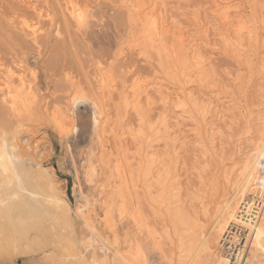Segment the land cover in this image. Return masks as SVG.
Instances as JSON below:
<instances>
[{
  "label": "rangeland",
  "instance_id": "374dc122",
  "mask_svg": "<svg viewBox=\"0 0 264 264\" xmlns=\"http://www.w3.org/2000/svg\"><path fill=\"white\" fill-rule=\"evenodd\" d=\"M147 1L150 5L155 1L157 16L176 22L186 31V37L195 36L192 37L195 39L194 45H200L198 50L206 61L205 75L208 74L201 84L200 79L195 76L183 77L188 72H184L183 66L176 59L179 47L170 42L171 39L165 42V46L162 45L163 49L160 48L162 53L159 52L160 46L157 43L150 44L151 41L148 40L152 36L148 35L150 38H147L143 34L146 26L144 15L130 13L125 0H75L86 15V24L80 28L68 17L67 0H0V137L14 135L18 145L28 148L32 159H27L24 164L29 169L27 177L32 186L43 180L48 181L51 177L59 196L71 209L72 223L76 218L72 229L56 224L49 207L42 201L47 195L43 197L44 193L42 195L35 187L28 188L25 191L39 193L33 200L23 191L22 198L13 201H28L27 205L23 203L24 206H18L19 209L16 206V215L14 209L8 220L6 217L10 216L0 213V264H82L79 256H86L84 258L88 259L90 252L81 245L87 241L85 235L81 238L79 235L80 226L84 223L79 217H75L74 210L78 205H85V201L92 202L96 199H99V203L95 214L103 222L108 212L109 226L116 231L121 251L123 249L126 252L128 243L126 245L124 241L132 237L131 241H136L137 247L147 254L150 262L158 264V256L153 254L154 243L161 245L164 251L170 249V243L162 235L165 218L155 208L148 206L140 188L131 186L128 171L134 165L132 157L136 153L132 155L130 152H136L137 148L143 149L146 136L152 138L149 140L148 137L149 142L156 139L151 141L154 152L157 151L163 158L166 154L165 161L172 158L171 161L168 159L172 162L168 163L172 169L170 177L175 175L176 178H170L169 184L172 182L176 185L174 188L171 183L173 193L176 192L174 199H179L177 206L187 217L200 219L199 226L204 227V231L209 230L210 218L217 213L223 196L231 190L232 182H236L243 160L254 155L260 123L264 121V0L254 2L258 4L256 11L253 10V0H144V4L149 5ZM217 4L220 7H232V10L241 8L240 11H244L241 25L246 22L244 26L239 24V28L242 32L250 27V30L255 29L252 41L242 38L246 35L236 37L246 39L242 42L244 45L234 36V40L242 44L240 52L226 42L220 43L225 36L220 37V40L215 33L214 29L218 25L212 11L215 12ZM36 8L47 12L50 19H38L34 12ZM21 18L38 27L39 32L35 38L21 27ZM232 35L230 34V38ZM231 41L233 42V38ZM6 70L13 74L14 87L17 86L18 75L31 83V91L36 99L33 104L37 103L35 106L30 105L31 112L19 114V111H10L8 105L4 104L3 82ZM99 73H105L109 77L105 88L97 82ZM182 77L190 83L188 91L198 93L200 102L214 101L212 111H220L218 115L222 117L221 120L208 118V126L199 131L196 124L192 123L194 119L191 120L188 116L187 120L186 114L170 102L159 104L161 100L156 96L152 105H140L135 115L130 106L125 107L123 97L128 96V87L133 80L137 79L145 85L160 83L172 93L173 82H185ZM203 84L207 86L203 87ZM74 95L83 96L87 100L72 105ZM90 101H96L104 112L103 125L99 131L94 126L96 115ZM171 108L174 109L170 110ZM53 114L65 115L70 131L63 132L66 137L55 129L51 118ZM162 119L168 125V139L173 141L172 145L168 139H164L165 134L162 138L163 131L158 126ZM123 125L125 128L127 125L133 133L142 131L145 135L139 142L136 140L137 144L136 141L132 143L129 154L126 153L127 146L121 132ZM210 126L216 131L214 137L207 135ZM197 136L201 141H194ZM164 140L169 141L167 146L163 144ZM100 145L106 148V157L103 156L102 160L99 159ZM251 149H254L252 156L248 157ZM117 156L126 158L124 161L127 163L123 165L126 164L127 168L125 165L124 168L116 169ZM102 161L104 164H101ZM36 164L45 169L47 178L43 172H39ZM91 168L95 170L92 179H97H94L97 187L93 188V184L89 190L82 174ZM109 173L115 176L113 180L109 178ZM172 196L174 194L171 193ZM11 201H6L7 207ZM102 202L107 208L104 206L105 208L100 209ZM256 203L254 206L258 205ZM119 206H122L124 212L121 223L126 226L127 231H121L117 222ZM250 217L240 219L247 222L246 218ZM232 227H235L239 242H243L247 236L246 229L237 224H231ZM71 230L75 231L72 235L67 232ZM125 232L128 233V238ZM102 233L109 235L107 230L102 229ZM96 243L92 247L98 246ZM100 254L103 255L101 251ZM111 262L112 260L108 263Z\"/></svg>",
  "mask_w": 264,
  "mask_h": 264
},
{
  "label": "bare ground",
  "instance_id": "6f19581e",
  "mask_svg": "<svg viewBox=\"0 0 264 264\" xmlns=\"http://www.w3.org/2000/svg\"><path fill=\"white\" fill-rule=\"evenodd\" d=\"M255 1L256 0H253L252 3H254ZM154 2L151 5L148 2L149 5H147V4H144V0H125L124 3H126L127 9L130 13H136V15H140V16L144 15L143 17L145 20L144 24L146 26L144 27L143 34L146 35V37L148 35L152 36L151 39L148 40L149 42L151 41L150 44L153 45L157 43L156 45L160 46L158 48L160 50V48L165 46L164 44L167 43L166 41L168 39L169 40L171 39L172 41L170 40V42L175 43L177 45L176 47H179L178 48L179 50L177 52L178 56H176L177 57L176 59L179 60L178 62L183 66L184 72L185 73L188 72L185 75L183 74L184 75L183 77H188L190 75L195 76V78L200 79L199 83L201 84L203 81H205V79L203 80L204 76L206 77L208 74L205 75V72L207 73V71H205L207 68L205 66L206 61H204L205 60L204 57H202V54H200V51L198 50L200 48V45L196 43H195L196 45H194L195 39L192 37H195V36L186 37L187 33H184L186 31H184V29L181 26L177 25L176 22L174 21L169 22L168 20L170 18L164 19V17L157 16L156 3ZM257 5L258 4L254 3L255 8L253 10L257 8ZM66 6L68 8V9L66 8L68 10V17L75 24V26L79 28L83 27L86 24V15L84 12L85 10H83L82 7L77 2H75V0H67ZM35 7L36 6H34V8ZM215 7H216L215 12L212 11L213 17L215 18L214 20L216 22V25H218L216 26L217 28L214 29L215 33L218 39L222 36L223 37L225 36L224 38H222V42L220 43L226 42V44H230L234 46V48L238 50V52H240V50L242 49V44H243L242 42L243 40H246V39L241 40V38L237 39L236 37H239L241 35L243 36L246 35V37H242V38H248L249 40L252 41L254 40V37H255V31H254L255 29L250 30L252 27H250V29H247V27H243V29L246 28L247 31L244 30L246 31V32L243 31L245 34H242L243 32L241 31L239 27H241L246 21L241 25V23L244 21L242 19V16H243L242 13H244V11L241 12L240 11L241 8L239 9L237 7L239 10L237 9L232 10L231 9L232 7L231 8L222 7V6L220 7V5L218 4ZM250 9H251V6H250ZM34 12L36 13L38 19H50L49 18L50 15L47 12H43L42 10H39L38 8L34 9ZM161 14L163 15V13ZM239 24L241 26H239ZM21 27L23 29H26L28 33L30 34V36H32L33 38H35L39 32L38 27L34 25L32 22L26 20L25 18H21ZM230 34H233L231 38H230ZM234 36L237 40L240 39L241 41L239 42H241L242 44L241 43L238 44L239 42L236 40L238 42L237 43L234 40ZM147 38H150V37H147ZM232 38H233V42L231 41ZM191 43H193L192 46H190ZM198 43L201 44V42H198ZM224 47H226V45ZM239 47L241 48L240 50H239ZM159 52L162 53L161 50ZM159 54L160 53H158V55ZM105 73L103 74L99 73L100 75L97 81L99 85L101 87L104 86V88L107 86L108 78H109L105 76L106 75ZM4 74H5L4 76L5 81L3 82V86H4L3 102L4 104L8 105L10 111H13V112L19 111V114L20 112L23 114V112L25 113V111L31 112L30 105H32L36 101L35 95L31 91V83L28 80H26V78H24L23 76L18 75L17 76V86L14 87V84L12 81L13 74L9 70H6V73ZM196 82L198 83V81H195V83ZM109 84H110V81H109ZM200 84L199 86L202 87V85ZM151 85H145L137 79L133 80L130 83L128 87V91H129L128 96L123 97L124 102H125L123 103L126 104L125 107L130 106L129 108H131L134 111L133 113L134 115L135 113L137 114L136 111L139 109L140 105L141 106L143 104H145L146 106L152 105L153 98L156 96L158 100H161V103L159 104H162V102L164 103L170 102V104L172 105L174 104L173 106L176 109L179 108L181 109L182 113L186 114L187 120H188V116H189V119L191 120L194 119L195 122L192 121V123L196 124V128L199 129V131L202 130L203 127L208 126V123H209L207 121L208 118L213 117L214 119L215 118L218 119L217 121L221 120L222 118V117L220 118L218 115V113L220 112L219 110L216 109L219 112L212 111L213 110L212 105L214 101L213 103L210 100H207L206 103L200 102L201 100L198 99L199 98V96L197 95L198 93L194 94L188 91L187 88L189 87L190 83L188 84V82L186 81L184 83L182 82V80H179V81L176 80L175 82H173L172 87L174 88V92L172 93H170L168 91L169 89L164 87L160 83H155L152 86ZM204 85L205 84H203V87L207 86V85L206 86ZM198 89H201V88L198 87ZM199 91L201 92V90ZM74 96L71 100L72 105H75L77 103H82L83 101L85 102V100H87L83 96H76V95ZM202 97H205V96L203 95ZM90 103H91V106H93V109L96 115L93 121L94 126H95V129L99 131L101 129V126L103 125L104 112H103V109L100 108L99 104L96 103V101H90ZM173 109L171 108L170 110H173ZM13 112L11 113L14 114ZM64 116L53 114V117H51L53 119V123L56 126L55 129L58 130V133L59 132L63 133L65 131H68L70 133V131L68 130L69 128H67L68 122L66 121V118ZM166 116L167 115H165V117ZM206 121L208 123H206ZM260 122H262V120H260ZM260 124L261 126L259 130L258 138H257V144L254 142L256 144L254 145L255 150L253 149L255 153L252 156L251 154L253 153V150L251 149L252 152L250 154L248 153L249 155L248 154L247 155L248 157L249 156H252V157L249 159H246L245 161L243 160L242 162L243 164L240 167V173L238 176H236L238 177L237 178L238 180L236 179V182L234 183L232 182L231 190H229L227 193L225 192L226 194L223 196L217 208V213L216 214L214 213L215 216L213 215L210 218L211 225L208 231H204V227L199 226L200 219H197V217H195L196 218L195 219L192 216L187 217L186 213L183 212V210L177 206V204L179 203V199H176V200L174 199L176 192L174 191L173 193L171 189V186L173 183L170 182V184L171 183L172 184L171 185L169 184V181L171 178L170 172L172 171V169L169 168L171 166H168L170 165L168 163L171 161L172 158L170 159L167 158L166 159L167 163H166L164 159L166 158V154H165L166 151L163 152L165 154L164 158L160 155V153L157 154V151L156 153L154 152L153 148L151 147V141H155L156 139L151 140L149 142L147 141L148 137H149V140L152 138H150V136L145 137L142 131L133 133V131L129 127H127V125H126V128L124 127L125 125L121 127L122 136L127 146L126 153L128 154L130 151L129 149H131V146L133 145L132 143L136 141L137 139L139 142V139H144L145 137L144 139V141H146L144 145L145 147H143V149L140 148L139 150L137 148L136 152H130L132 155L133 153H136L135 154L136 156L134 155L135 157H132L133 160L135 161L134 165L132 164L133 165L132 168L128 166L132 169L131 171V169L128 168L129 171L132 172V173L130 172L131 173L130 174L128 171L129 176L131 175L130 177H128V178H131L130 179L131 183L130 182L128 183H130L131 186L135 189L140 188L141 195L143 196L148 206L150 208H155L165 218V224L163 226L162 235H163L164 240L168 242V244L170 243V249L167 250L168 249L167 248L166 249L167 251H164L165 249L163 250L161 248V245L157 246L156 245L157 243L156 244L154 243L155 251L153 252V254L158 256V264H264V188L257 189L256 187L257 175L260 170L259 167L262 161L264 160V121ZM158 126L160 128V131L164 132V133L162 132V138L164 137L163 134H165L164 139H168L169 131L167 132V129L169 128L167 127L168 125H166L163 119L161 122H159ZM159 128L157 130H159ZM68 132H66V134ZM208 132L209 134L207 135H210L211 137H214V135L216 134V131L214 130L213 126H210ZM199 136L201 135L199 134ZM64 137H66V135ZM15 138H14V135H10L9 137L7 136L0 137V213L2 212L5 215L10 216V213L13 212L16 206L17 207L21 205L24 206L23 205V203H25L24 200H23V203L18 202L19 201L18 198L19 197L22 198L21 193L23 191L28 190V188L30 189V188L35 187V189L37 188L39 192H42L41 193L42 195L44 193L43 197L47 195L45 198H43L42 201L43 202L45 201L44 203L47 204V206L49 207V211H50V214L53 216L54 222L58 225L60 224L69 229H72V224H74V220L76 218L73 220V223H72V219L70 217L71 209L69 205L64 200H62L61 197L59 196L57 187L52 182L51 177H50V180H48L49 182L43 180L41 181L40 184L35 183L34 187L32 186V183L29 181L27 177L29 175L28 173L29 169H27L24 164V162L27 159L29 160L32 159L31 155L28 152V148L25 146L23 147V146L18 145ZM173 138H176V137H173ZM199 138L200 137L197 136V139H194V141L196 140L197 142L198 140L201 141ZM164 141L165 142L163 144L166 145V143H168L170 140L168 142H166V140ZM138 142L136 141L135 143L137 144ZM170 142L172 145L173 141H170ZM197 144L199 145L200 143H195V145ZM171 145H168V146H171ZM100 149L101 150L99 152L100 154L99 159H101L103 156L106 155L105 154L106 148L100 145ZM174 150L175 148L173 149V151ZM167 154H168V151H167ZM167 157H171V156H167ZM104 158L103 160L105 161ZM125 159L119 156L116 157V161H115L116 169H121L122 167L123 168L125 167L126 164L123 165L124 163H127L126 161H124ZM104 161H102L101 164H104L103 163ZM170 163L172 164V162ZM88 165H90V162ZM36 166L40 170L39 171L40 173L41 172L44 173L45 169H41V167L38 164H36ZM125 168H127V165ZM93 171L95 172V170L91 168L89 171H84V173L82 174V176L84 175L83 176V179L85 180L84 184L87 183L86 186L88 185L89 188L88 187L87 188L89 190L93 184H95L93 188L97 187L96 183H94L95 180L97 179L96 178H94L95 180L92 179ZM173 174L174 173H172V176ZM109 176L111 180L115 178L114 175L110 174ZM44 177L47 178V176H45V173H44ZM173 178L175 179L176 176L174 175ZM91 179L93 180V183ZM174 185L175 184H173L172 187L175 188L176 185L175 186ZM102 191H103V188H102ZM25 192L29 194V195L27 194L28 198L33 199V200L36 198L35 196H38L39 194V193L35 194L33 192L31 193L30 191L29 192L25 191ZM85 193L87 194L88 192H85ZM101 193H98V194H101ZM171 193L174 194V196L171 197ZM101 195H103V193ZM11 199L12 201L14 199L18 201H13L14 203L12 204ZM8 200L11 201L12 205L10 204V202H7L10 204V206L7 207L6 201ZM85 202H87L85 205L77 206V204L79 203L78 202L76 204L77 208L74 210L75 212L73 211L75 214V217H79L83 221L82 223H84V225L82 224V227L80 226L81 230L79 231L81 233L80 234L78 233V234L80 235V238L85 235L86 236L85 238L87 239V241L84 239L86 243H81V245L83 244L87 252H90V256L88 259L84 258L86 256L84 257H82L81 255L79 256L82 264H109L108 262L110 260H112L111 264H144L145 259L150 261L147 254H145L141 248L137 247L135 243L136 241L135 240L131 241L132 237L131 239H126L124 241L125 244L128 243V247H127V250H125L126 252H124L122 249V251L124 252L123 254L120 249V242L117 239L116 231L113 230L112 226L111 227L109 226L110 218L108 216V212L105 214L106 218L104 217V215H102V219L103 217L105 219L103 222H101L100 218H98L97 215L95 214V211L97 208L96 206H98L97 204L99 203V199L93 200L92 202H89V201H85ZM256 202H258V205L254 206V204L256 205ZM39 203L40 202H38V204ZM102 203L103 204L100 206V209L101 207H104V206L106 207L104 202ZM17 209H19V207ZM17 209H15V213L13 212L15 215H16ZM240 213H243V214L241 215ZM36 215H38V213ZM118 215H119V219L117 222H119V226L122 229L121 231H127V229H125L126 226H124V224L121 223L124 218V212H123L122 206H119L118 208ZM244 216L245 217L251 216V217L246 218L247 222H244V221H241V219ZM6 218L7 220L11 219V216L6 217ZM12 221H13V218H12ZM231 224H235V225L237 224L238 227H243L246 229L245 231L247 233V236L245 237V240L243 242L242 241L239 242L240 239H237L235 227L231 228ZM102 229L107 230L109 235L105 236L102 233ZM67 232H69L70 234L71 233L74 234L75 231L73 232L71 230V232L70 231H67ZM126 233L127 232H125V236L128 234ZM123 236H124V233H123ZM126 238H128V235L126 236ZM94 242H97L96 244L98 246L92 247L94 245L93 244ZM78 243H80L79 240H78ZM100 251L101 253H103V255L100 254ZM226 251L227 253H225Z\"/></svg>",
  "mask_w": 264,
  "mask_h": 264
},
{
  "label": "built area",
  "instance_id": "2783aa9c",
  "mask_svg": "<svg viewBox=\"0 0 264 264\" xmlns=\"http://www.w3.org/2000/svg\"><path fill=\"white\" fill-rule=\"evenodd\" d=\"M259 169L260 170H259L258 175H257L256 187H257V189H262V188H264V160L260 164Z\"/></svg>",
  "mask_w": 264,
  "mask_h": 264
},
{
  "label": "snow or ice",
  "instance_id": "6c2138e0",
  "mask_svg": "<svg viewBox=\"0 0 264 264\" xmlns=\"http://www.w3.org/2000/svg\"><path fill=\"white\" fill-rule=\"evenodd\" d=\"M144 264H151V262L149 260L145 259Z\"/></svg>",
  "mask_w": 264,
  "mask_h": 264
}]
</instances>
